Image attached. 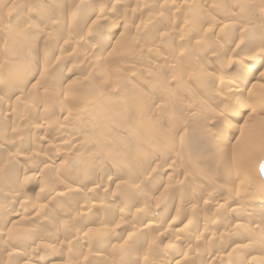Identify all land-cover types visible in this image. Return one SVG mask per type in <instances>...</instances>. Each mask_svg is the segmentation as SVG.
Instances as JSON below:
<instances>
[{
    "label": "bare ground",
    "instance_id": "6f19581e",
    "mask_svg": "<svg viewBox=\"0 0 264 264\" xmlns=\"http://www.w3.org/2000/svg\"><path fill=\"white\" fill-rule=\"evenodd\" d=\"M21 1L0 0V13L8 6L10 9L7 8L5 14L0 15V42H2L0 43V54H2V57H0V78L3 79L0 81V89L3 91V93H0L3 96H0V131L2 132H0V154L3 155L0 156V182L5 180L3 183H6L7 179L12 183L10 186L7 185L6 189H0V225H5L11 216H18L22 221V225L28 228L18 227L19 230L15 233L10 231L11 228H9L8 231L5 230L8 232L6 233L3 232V228L0 226V243L2 246L6 245L8 238H10L9 235L12 236V233V238L22 236L24 239L28 233L29 235H38L41 239L29 238L27 240V238L25 244L24 242L19 243V245L14 246L13 249H9L6 254L2 255L9 259H17L16 264H37L38 262L48 264L54 260L57 250H68L73 244L82 247L87 235L79 231L76 233L74 222L82 219L84 221L88 220L93 216L91 213L94 210L103 209L100 202L102 198L107 202L117 199L113 195L114 191L113 194L111 193V184H115V187L118 185L119 188L124 187L126 190L130 189L131 194L128 195H132L141 191V182L143 184L157 181L154 180L157 173L163 180V189L158 198L159 201L156 202L158 205L155 206L157 207L162 203L166 209L160 206L158 211L157 209L150 211L151 201L142 202L140 205L137 204L138 202L132 203L130 200L132 197H129L121 198L116 203V214L113 210L111 211L113 215L109 218L110 221L116 222V224L121 225L120 227L127 230L126 238L122 240L120 246H117L119 249L116 252H123L128 249L129 240L131 242L137 238L145 237L147 238L145 251L158 249L159 254H161L156 259L144 256L145 254L137 260L131 257L133 260L130 259L131 263L129 264H189L198 256L203 257V259L206 257L205 261L209 260L210 264H217L219 261L233 258L234 254L246 252L249 253L250 257L247 256L249 257L247 261L243 259L245 264L264 263V197L258 198L260 197L259 186H262L263 193L261 194H264V180L259 173V166L264 159V21L260 25L256 20L259 31L251 35V38L247 36L251 30L249 25L253 21L250 20L249 16L251 17V15L248 13L257 10V8L264 9V0H237V4L244 9L245 16H248L246 21L244 20L246 23H221L222 30L224 28L232 31L236 28L238 31L237 36L239 35L238 40L242 41L241 43L237 42L239 45L244 43V47L248 49L247 51L244 50V53L240 51L242 56L235 61V65L239 70V75H234L235 77L231 74L222 73L223 71L213 72L208 70L212 68V62L218 63L220 61V55L216 54L207 53L208 56L205 54L204 56L207 59L204 58L203 61L198 57L201 62L197 59V54L192 51L187 58L181 55L180 58L173 54L169 59H166L168 56L163 57L164 63L162 62V66L157 63L161 58L159 54L161 50L158 48L162 46L164 40L174 39L179 42V45L187 42H184V38H181V36H184L183 33L180 35L181 32L187 29L186 22H182V24L171 22V31L165 32L163 30V33L161 30L162 33L160 32L161 34L150 41L148 50L146 45L144 50V46H134L136 42L134 45H132V42L134 39L137 41L141 33L143 35V31L149 26L151 19L149 21L148 19L137 21V24H130V20L127 18L129 23L127 20L126 22L122 21L123 16H121V20L118 19L115 12L125 11V9L129 11L125 7L127 5L124 0L110 1L109 8H106L104 4L102 5L99 0H94L95 4L93 6L85 4V0H63L68 3V5H65L71 6L73 11L68 14H65V12H63L64 14L55 13L51 19L56 20V23L51 22L52 20L49 17L47 21L41 24L36 14L31 12L28 14L32 16L30 20L23 18L20 24L14 22L8 24L11 9L16 8L15 10L19 11L17 7H22L21 4L23 3ZM29 1L34 8H40L41 4H45L44 11L46 12V8L52 10V13L59 10L57 8L58 0ZM129 1L137 2V0ZM159 1L163 2V4H160L170 11L185 12L186 17L190 19L196 16L195 19H191L194 21L190 23L191 27H196L193 30L191 29V33L192 31L197 32L199 38L196 37L192 45L202 49L204 46L206 47L205 44L209 42L205 43L207 41L205 38L209 37L207 35L211 33V30L209 32L207 28H203L202 25L204 24L199 25L200 17H203L204 13L207 15L208 11L212 9L217 10V7L219 9L222 2L217 1L219 7L218 3L212 0L210 4L205 6H200L201 4H197L195 0ZM90 3L93 4V2ZM84 4L86 8H84ZM138 4L137 7L132 8L133 14L131 15L142 16L145 8L153 7L150 4ZM66 6L64 7L66 8ZM76 14L87 18V21L84 19L89 22V25L85 26L87 27L86 30L84 26L82 27L83 32L80 33L77 39L67 37L70 33L68 32L69 28L66 27L73 23L76 18L78 19ZM258 14H260L259 17H264L263 10H260ZM84 19L82 25L87 24ZM155 21H157V18H155ZM227 21L229 22L226 19L224 23ZM103 25L109 26L106 33L107 37L113 36L116 30L122 31L123 29L129 31L133 37L129 35V37H122L123 34L120 33L121 40L113 43L108 52L109 47L104 48L102 38ZM79 26L81 25L79 24ZM188 27L190 28V25ZM58 28L62 31V34L66 35L63 40L55 35L60 33ZM217 29L216 26V31ZM188 33L184 34L188 35ZM88 34L92 35L91 43L88 42V39H90ZM82 37H85V42H82ZM130 38H132V41H129L132 46L128 47ZM59 39L61 40L59 41ZM238 43L229 42L224 47L225 49L222 48L223 52L221 54L227 52V59L233 57L234 54L238 55ZM3 44L7 45V50H1ZM53 47L57 49L58 55L56 57H51V53H48ZM76 47L78 49L75 52L62 53L63 50H67L66 48L74 50ZM81 47L85 50H82ZM186 47L188 46L186 45ZM141 51H144L145 55L140 54ZM146 51L149 52L147 55ZM139 55L145 57L139 59L137 58ZM208 57L212 62L208 61ZM227 59L219 62V64H223V69L227 68L225 66ZM61 62H71L69 67L71 70L68 72L71 73L70 76H76L73 80L69 81L67 79L68 82L62 84L58 77ZM164 70L165 72L169 71L170 75L166 76ZM152 73L155 76L158 73L159 80L153 81L154 83L151 84L153 88L148 93H142L143 91L139 90L138 85L140 84L136 80L133 83L131 82V78H135L139 82L141 80L142 86L144 84V86H147L148 81L142 79L144 76L152 75ZM12 79H14V83L10 88L4 90L6 82ZM168 83L172 87L170 84L167 85ZM1 84L4 85L3 88ZM154 91L156 95L152 94ZM116 92L117 95H115ZM122 93L124 95L123 99L117 100L116 96H120ZM109 96L110 102L106 112H104L106 116L103 117V120L111 122L112 119H115L117 123L120 122L121 127L123 126L126 129L128 127L125 124L130 123L132 125L129 128L130 131L135 130V132L139 127L137 129L133 128L140 125L144 129L142 131H145L146 134H155L152 139H150L152 136L148 134L150 140L145 139L146 134L142 135L145 142L148 140L146 142L148 149L152 147L155 151V149H158L155 148L156 146L162 147L160 150L163 151L160 157H163L164 164L159 163L158 160L155 161L156 159L155 162L151 161V166L150 163L140 164L141 159H144L142 157L145 156V153L137 150L140 146H137V149L136 146L134 149H130L131 142L128 144L127 141H115L116 139L107 138V134H102V132L98 134H96L97 131L94 132L96 135L91 134V139L90 137L79 138L78 133L80 134L81 127L84 130L94 128L92 119L80 120L84 109L88 107H85V105L96 99L101 102L100 100H105ZM34 98H37L36 104L40 105L42 111L38 112V106L32 104ZM57 108L59 109L54 115L52 113L53 109L57 110ZM28 110L35 111L32 119L28 117V113H30ZM54 116L66 123L61 121V124L58 121L55 124L56 122L53 121ZM230 119H236V123L239 125H233L234 123L230 122ZM82 120L84 122L80 125L79 121ZM115 120L113 124H115ZM8 121L10 125L15 126V131L10 130L9 133L6 131L9 126ZM78 124L80 128L77 130L75 128ZM96 125L94 124V126ZM100 126L103 128V125ZM105 126L106 124H104ZM52 127L54 130L50 133L49 129L52 130ZM106 128L104 129L106 130ZM116 129L118 130V128L113 130ZM24 132L32 134L30 140L32 145L24 147L23 155H20L17 151L7 154L10 147L12 150V147L24 146L28 142L26 141L28 139L25 140V137H23ZM120 132L117 134L120 137L119 140L123 138ZM112 136L113 133H110V137ZM132 137L136 138L137 136ZM139 138L137 137L135 141H139ZM130 139L129 141L134 140ZM13 140L19 142H13ZM141 141L143 142V139ZM141 141L140 143H142ZM136 143L140 144L139 142ZM110 146L114 147L111 148ZM82 148L87 149L83 150ZM138 152L139 154H136ZM140 153H143L144 156ZM68 158L71 159L72 164L66 163ZM100 159L106 163H104L105 169L110 166L107 163L114 162L112 164L117 163L120 166L121 174L125 172L124 174L128 176L130 172L135 174L133 175L134 178H131L132 175H129L130 177L126 180L123 178L124 183L121 180L122 177L111 175L113 173L110 171L116 172L114 169L107 173L104 169L95 175L97 171H93L95 170L93 166ZM21 163L22 169L30 172L24 179L28 182L29 192L36 197H44L46 199L45 203L42 204L31 199V197L22 196L18 193L20 192V185H15L10 178L13 175L12 170L14 167L17 166L18 168V165L20 167ZM98 163L96 165H101V163ZM96 165L94 167H97ZM79 166H82L80 175L74 171H69L71 169L75 170ZM91 167L92 172L85 173ZM134 169H138V172ZM142 170H146V172ZM46 180H49V182L55 181V184L53 182V185L48 184L49 182L47 183ZM15 186L18 188H15ZM73 196H76L78 200L82 198L86 200H83L85 201H82L83 205L81 202L80 207L76 210L67 208L64 203ZM91 197L93 199H90ZM250 197L255 201L250 200ZM94 198H96V202H90ZM129 203L131 204L130 208H138L133 212L134 219L136 216L144 214L147 217L145 223H138V225L135 224L137 226L132 227L134 224L130 226L129 221L119 216L120 213H124L125 205ZM254 203L257 204L256 207H254ZM243 208L246 213L240 215L239 211ZM240 212L242 213V211ZM60 215L70 216L72 222L63 221L64 217L61 219ZM260 217H263V219ZM32 219L37 220V225L30 224ZM56 219L59 220L54 222V224L58 223L55 224V231L60 230V233H55L53 237L47 233V228ZM61 220L62 222H60ZM64 231L69 232V235L73 234V236L65 238L63 236ZM115 233V227H101L98 230V235L102 236L111 235L113 237ZM14 234L16 235L14 236ZM112 239L110 238V240ZM1 244L0 247L2 248ZM181 246L183 249L178 250ZM3 249H5L4 246ZM38 251L43 252H39L42 254L36 256ZM224 252L227 255H224ZM169 253L172 254V259L164 255ZM258 254H261V256H258ZM2 255L0 253L1 257ZM119 257H121V253ZM4 259L5 257L2 260ZM77 259L81 264L97 260H101L103 264H115V261L98 253L86 256H78L77 253ZM234 260L238 262L239 259ZM228 261L230 263V260Z\"/></svg>",
    "mask_w": 264,
    "mask_h": 264
},
{
    "label": "rangeland",
    "instance_id": "374dc122",
    "mask_svg": "<svg viewBox=\"0 0 264 264\" xmlns=\"http://www.w3.org/2000/svg\"><path fill=\"white\" fill-rule=\"evenodd\" d=\"M23 1V2H22ZM21 1V3H23V4H21V6L22 7H17L18 8V10L19 11H17V10H15L16 8H13V9H11V13L9 14L10 15V19L8 20V24L9 23H22V20H23V18H26L27 20H30L31 19V17L32 16H29L28 14L29 13H31V12H34V14H36V16H37V18L41 21H39L41 24H43L45 21H47L48 19L47 18H49L50 17V20H52L51 18H52V16H54V14L56 13H58V14H61V13H63V12H65V14H68V13H70L71 11H73L72 10V8H71V6H66V5H68V3H65L63 0H58V7L57 8H59V12L58 11H56V12H51L52 10H48L47 8H46V10H47V12L46 11H44L45 9H44V5L43 4H41V7H42V9H41V7L40 8H34L33 6H32V4H31V2L29 1V0H22ZM24 1H27L26 3L24 2ZM100 1V3H102V5L104 4V6L106 7V8H109L110 6V1H112V0H99ZM104 1V2H103ZM125 1V4L127 5V6H125V7H127V9H129V11L128 10H126L125 9V11H119L118 13L117 12H115V15L118 17V19L120 18V20H121V16H123L122 18V21H125L126 22V20L128 19V20H130V24H137L138 22L137 21H141V20H144V19H148V21H149V19H151V21L149 22V26H147V28H146V30L145 31H143V35H142V33L140 34V36L137 38V41H135L136 39H134V41L132 42V45H134V43H135V45L134 46H136V45H138V47L139 46H144V50L146 49V47H145V45L147 46V50H148V46L150 45L149 43H151L150 41H152L153 39H154V37H156V36H158L159 34H161L162 32H163V30L165 31V32H169V31H171L170 29H171V22H177V23H181L182 24V22L184 23V22H186L187 23V29H186V31L184 30L183 32H181L180 33V35L183 33V35L184 36H181V38H184V42L185 41H187L185 44L188 46V47H186V45L185 44H182V45H179L178 43V41L176 42L174 39H168V40H164L162 43V46L161 47H159L158 49L159 50H161L160 52H159V54H160V56H161V58L157 61V63H159L161 66L163 65V63H164V58H166L167 56V58L166 59H169L171 56H173V54L175 55V56H177V57H180V55L182 56V57H185V58H187V56L189 55V53H191L192 51H194L196 54H197V59H199V58H201V60L203 61V60H205V59H207L206 58V56H208V54L210 53V54H216V55H220V57H221V59H220V61L219 62H222V60H225L226 61V54H227V52H224V53H226V54H221L223 51H222V48H224L229 42H232V43H234V44H237L238 42L237 41H239L238 40V36H237V33H238V31H237V29L235 28L234 30H227V29H224L223 28V30L221 29V23L222 24H229V23H241V22H244V23H246L245 21H246V18L248 17V16H245V14H244V9L243 8H241L238 4H237V0H231V2H230V0H229V2H227L228 0H212L213 2H222L221 3V7H220V5H219V3H218V5H219V7L221 8H219L218 9V7H217V10L216 9H212L211 11H208V14L207 15H205L206 13H204L203 14V17H200L201 19V21H200V24L199 25H201V24H204V25H202L203 26V28H207L208 30H209V32H210V30H211V33H208V35L207 36H209V37H211V38H205V40H207L205 43H207V42H209V43H207V44H205L206 45V47L204 46L203 47V49L202 48H200V47H194L192 44L194 43V41L196 40V37H197V39L199 38L198 37V34H196L197 32H193L192 31V33H191V29L193 30V29H195L196 27H191V24L190 23H193L194 21L193 20H191V19H195L196 18V16L194 17V18H189V17H186V15L184 14L185 12H177V11H170V10H168L167 8H165L163 5H161L160 3H162L163 4V2H160L159 0H137V2H130L129 0H124ZM143 1V2H142ZM195 1H197V4L199 3V5L200 6H205V5H207V4H210L211 3V0H195ZM209 1V2H208ZM226 1V2H225ZM239 1V0H238ZM85 4H87V5H89V4H91L92 6L95 4V1L94 0H85ZM90 2H93V4L92 3H90ZM159 2V3H158ZM134 3V4H133ZM136 3V4H135ZM138 3H142V4H150L151 6H153V7H150V8H145L144 9V11L142 12V16L140 15H131V14H133V10H132V8L134 9L135 7H137L139 4ZM224 3H225V5H224ZM66 4V5H65ZM84 4V8H86V5ZM215 4V3H214ZM223 4V5H222ZM28 8H27V7ZM60 6V7H59ZM64 6H66V8L64 7ZM129 6V7H128ZM9 7V6H8ZM7 7V8H8ZM30 7H33V8H30ZM64 7V8H63ZM95 7V6H94ZM162 7V8H161ZM224 7H226L227 9H225ZM6 8V9H7ZM19 8H21V9H19ZM261 8V7H260ZM6 9H4L3 10V15L5 14L4 12H5V10ZM9 9V8H8ZM27 9V10H26ZM36 9H38L37 11H36ZM235 9V10H234ZM242 9V10H241ZM10 10V9H9ZM26 10V11H25ZM85 10V9H84ZM84 10H82V11H84ZM120 10V9H119ZM131 10V11H130ZM146 10H147V12H146ZM227 12H226V11ZM260 10H263L264 11V9L262 8V9H259V8H257V10H255V11H253V12H251V13H248V14H250L251 15V17L249 16V18H251L250 20H253L252 21V23L249 25V26H251V30L249 31V33H248V38H251V35H254V33L255 32H258L259 30V26L256 24V22L258 21V24L260 23V25L261 24H263V21H264V17L262 18L261 16L259 17V15L260 14H258L259 13V11ZM27 11H29L28 13H27ZM49 11V12H48ZM82 11H80L81 13H82ZM40 12V13H39ZM44 12V13H43ZM79 12V13H80ZM164 12V13H163ZM226 12V13H225ZM231 12V13H230ZM258 12V13H257ZM2 13H0V15H2ZM41 13H43V14H41ZM48 13V14H47ZM117 13V14H116ZM182 13V14H181ZM246 13V14H247ZM38 14V15H37ZM64 14V13H63ZM177 14V15H176ZM258 14V15H257ZM48 16V17H47ZM76 16H78V19L76 18L74 21H73V23H71L69 26H66V27H68L69 28V33L70 34H68L67 35V37H70V38H78V36L80 35V33L81 32H83V29H82V27L84 26V29L86 30V28L87 27H85V26H88L89 25V22H86L87 21V18H85V17H83V16H80L79 14H76ZM148 16H150V17H148ZM227 16V17H226ZM230 19H229V18ZM258 17H259V19H258ZM44 18V19H43ZM80 18V19H79ZM86 19V21H85V19ZM127 18V19H126ZM155 18H157V21H155ZM170 18V19H169ZM25 19V20H26ZM83 19H84V21L87 23H85L86 25H82L83 24ZM159 19V20H158ZM229 20V22L227 21V22H225L224 23V21L225 20ZM26 20V21H27ZM80 20V21H79ZM127 20V21H128ZM224 20V21H223ZM232 20V21H231ZM242 20V21H241ZM245 20V21H244ZM248 20V19H247ZM257 20V21H256ZM54 20H52L51 22H53ZM76 21V22H75ZM154 21H155V23H154ZM160 21V22H159ZM179 21V22H178ZM152 22V24H150ZM159 22V23H158ZM40 23H38L39 25H41ZM54 23H56V20L54 21ZM128 23H129V21H128ZM79 24L81 25V26H79ZM190 25V28L188 27ZM214 25V26H213ZM218 27V29H217V31H216V26ZM104 26H106V25H103V27H102V29H103V35H102V38H103V41H104V48H108V52H109V49H110V46L111 45H113V43H115L116 41H118V40H121V38H120V33L121 34H123L122 35V37H125V36H127V37H129V36H132L131 35V33H129V31H127V30H125V29H123L122 31H120V30H116V33L113 35V36H108L107 37V32H108V30H109V26H106V27H104ZM244 26L245 27H247V25H245L244 24ZM214 27V28H213ZM106 28V29H105ZM163 28V29H162ZM213 28V29H212ZM258 28V29H257ZM59 29V28H58ZM148 29H149V32H148ZM153 29V30H152ZM215 29V30H214ZM60 30V29H59ZM80 30H82V31H80ZM161 30H162V32H161ZM213 30V31H212ZM58 31V30H57ZM79 31V32H78ZM156 31V32H155ZM60 33H56L55 35L56 36H58V38L60 37V38H62V40L66 37V35L65 34H62V31L60 30L59 31ZM114 32V31H113ZM159 32V33H158ZM161 32V33H160ZM188 33V35L187 34H184V33ZM153 33H154V36H153ZM156 33V34H155ZM158 33V34H157ZM164 33V32H163ZM209 34H212L211 36L209 35ZM89 35V34H88ZM129 35V36H128ZM214 35V36H213ZM65 36V37H64ZM144 36H146V37H144ZM152 36V37H151ZM246 36V37H247ZM89 37H90V39H88V42H92V35H89ZM133 37V36H132ZM255 37V36H254ZM253 37V38H254ZM106 38V39H105ZM152 38V39H151ZM252 38V39H253ZM82 39V42L85 40V37H82L81 38ZM110 39V40H109ZM131 39V40H130ZM129 40H128V42L129 41H132V38H130ZM145 39V40H144ZM150 39V40H149ZM61 39H59V41H60ZM143 40V42H141ZM200 40V39H199ZM215 40V41H214ZM41 41V40H40ZM193 41V42H192ZM243 41H244V38H243ZM85 42V41H84ZM108 42V43H107ZM242 41H239V43H241ZM0 43H2V42H0ZM16 43H18V42H16ZM130 44H128V47L129 46H132L131 45V42H129ZM141 43H143L142 45H140ZM226 43V44H225ZM239 43H238V45H239ZM168 44V45H167ZM177 45V46H176ZM185 45V46H184ZM208 45V46H207ZM222 45H223V47H222ZM242 45V46H241ZM4 46V47H3ZM106 46V47H105ZM195 49H193L192 47ZM3 47V48H2ZM2 47H1V50H3L4 51V49H6L7 50V45H2ZM85 48H86V46H84ZM164 47V48H163ZM82 48V50L84 49L83 47H81ZM166 48V49H165ZM221 48V49H220ZM238 48H239V54L237 55V54H234V56L233 57H229L228 59H227V62H226V64H225V66H227V68L226 69H223V67H222V65L223 64H219V62L218 63H216V62H212L211 60H210V57H208V61L209 62H212V68H209L208 70H212L213 72H218V71H220V72H222V73H227V74H231V76L233 75H239L238 73H239V70L237 69V66L235 65V61L236 60H238L239 58H241L240 56H242L241 54H240V51H241V53H244V50L245 51H247L248 49L246 48V47H244V43L243 44H240L239 46H238ZM47 49H48V47H47ZM55 47H53V49L51 48L50 50H52V51H50L49 50V54L51 55V57H56L57 55H58V53H57V49H55ZM67 50H63L62 51V53L64 52V54L65 53H69L70 51H73V52H75V51H77V47L74 49V50H70V49H68V48H66ZM181 49V50H180ZM210 49V50H209ZM225 49V48H224ZM85 50V49H84ZM169 50H170V52H169ZM221 50V51H220ZM168 51V52H167ZM183 51V52H182ZM214 51V52H213ZM2 52V51H1ZM216 52V53H215ZM71 53V52H70ZM149 52H147L146 51V55L148 54ZM172 53V54H171ZM179 53V54H178ZM208 53V54H207ZM140 54H142V55H145V53H144V51H141V53ZM171 54V55H170ZM206 54V56H204ZM2 54H0V57H2L1 56ZM179 55V56H178ZM39 56V55H38ZM159 56V57H160ZM204 56V57H203ZM144 58L145 56H141V55H139L137 58ZM164 57V58H163ZM199 57V58H198ZM163 58V59H162ZM181 58V57H180ZM184 58V59H185ZM205 58V59H204ZM162 59V60H161ZM200 59H199V61H201ZM201 61V62H202ZM229 61V62H228ZM163 62V63H162ZM201 62H198V63H201ZM63 64V65H62ZM70 64H71V62H61V68H59L60 69V71H59V74H58V77H59V80H60V82H61V84L62 83H67L68 82V80L69 81H71V80H73L75 77H74V75H73V77L72 76H70L71 75V73L70 72H68V71H70L71 69L69 68L70 67ZM230 64V65H229ZM217 66V67H216ZM223 69V70H222ZM62 70V71H61ZM163 72H165V70L163 71ZM162 71H161V73H163ZM63 73V75H61ZM158 74V73H157ZM157 74H156V76L152 73V75H153V77H152V75H150L151 76V78H150V76L149 75H147V76H144V78L142 79L143 81H144V79H146V81H148L147 83V86H142V84L143 83H140L141 82V80H140V82H139V80H137V79H135V78H131V82L133 83V82H135V80L140 84V85H138V88H139V90L141 91H143L142 93H148V91L150 90H152V85L151 84H153L154 82H156L157 80H159L158 78L159 77H157ZM165 74H166V76H169L170 75V72L169 71H166L165 72ZM131 75V74H130ZM67 76V77H66ZM234 76V77H235ZM152 78H154V79H152ZM157 78V79H156ZM164 78V77H163ZM68 79V80H67ZM133 79V80H132ZM3 79L2 78H0V81H2ZM62 80V81H61ZM156 80V81H155ZM14 81V79H12L11 81H7L6 82V84H5V88H4V90H7L8 88H10L11 87V85L14 83L13 82ZM65 81V82H64ZM67 81V82H66ZM154 81V82H153ZM10 82H12V83H10ZM151 82V83H150ZM149 83H150V86H149ZM170 83H168L167 85H169ZM171 85V84H170ZM3 84H1V87L3 88ZM154 86V85H153ZM171 87H172V85H171ZM149 91V92H150ZM0 93H3V91L0 89ZM152 94H155L156 95V92L154 91ZM115 95H117V92H116V94ZM0 96H2V95H0ZM124 95H123V93H122V95H120V96H116V99L117 100H119V99H121L122 97H123ZM3 97V96H2ZM103 97V96H102ZM110 96L108 97V98H105V100L107 101V103H106V101L105 100H100L101 102H98L99 100H94V101H91L90 102V104L88 103V104H86L85 105V107H87L86 109H84V112H83V116H82V118H80V120L81 119H83L84 121L85 120H88V119H92V121H93V123L96 125V126H94V124H93V127L95 128H93L92 130H84L82 127H81V129H80V134H82V135H80L79 133H78V135L80 136L79 138H89L90 137V139L92 138V136H91V134L93 135V136H95L96 134H98V133H101L102 132V134H107V138H111V139H113V140H115V141H127L128 142V144L131 142V145H129L130 146V149H134V147L136 146V149H137V146L139 147V149H137L138 151L139 150H141L143 153H145V156L143 155V153H140V154H142L144 157H142V158H144V159H141L143 162H145V163H143L142 161H141V163L140 164H149L150 163V166H151V164H152V162H155V161H159V163H161V164H164V162H163V157H160L161 155H162V151L160 150L161 148H159V146H156L155 148H158V149H155V151L152 149V147H151V149H148L149 147H148V145H147V141L148 140H146V142H145V139H149V136L151 135L152 137H150V139H152V138H154L155 137V134H153V133H148V134H150V135H148V134H146L145 133V131H142V129L143 128H141L142 126H140V125H138V126H136V128H133V129H137V127H139L138 128V130H136V132H135V130H133L132 128V130L133 131H130V127L132 126L130 123H127V124H125L126 125V127H128L127 129L125 128V127H121L120 126V122L119 123H117V121L115 120V119H112L113 121H111V122H108V121H104L103 120V117L104 116H106V114L104 113V112H106V109L108 108V104H109V102H110ZM161 98V97H160ZM33 99V98H32ZM101 99V98H100ZM123 99V98H122ZM97 101V102H96ZM104 101V102H103ZM37 98H34V101H32V104L33 105H35V106H38L37 104ZM102 103V104H101ZM93 104V105H92ZM90 105H92V106H90ZM18 108V107H17ZM58 109L59 108H57V110L56 109H53L54 111L52 112V113H54V115H56L55 113H56V111H58ZM88 109V110H87ZM90 109V110H89ZM38 112H40V111H42V108H40V105L38 106ZM104 110V111H103ZM30 113H28V117L29 118H33V116L35 115V113H33V112H35V111H33V110H28ZM86 111V112H85ZM91 112V113H90ZM97 112V113H96ZM99 112V113H98ZM94 113H96V114H94ZM30 114V115H29ZM92 114V115H91ZM85 115V116H84ZM54 120L53 121H55L56 123L55 124H57V122L58 121H60V122H58V123H61L62 124V120L60 119V118H56L55 116H54V118H53ZM34 120V119H33ZM79 121V123H80V125L82 124V122H84V121ZM114 120L116 121L115 122V124H113L114 123ZM62 121V122H61ZM230 122H233L234 124L233 125H235V126H237V125H239L238 123H236L237 121H236V119H233V120H229ZM96 122V123H95ZM105 122H107V123H105ZM8 128L6 129V131L9 133V132H11L10 130H12V131H15V126H13V124H11L10 125V122L8 121ZM63 123H66V122H63ZM109 123V124H108ZM104 124H106V126L105 127H107L106 128V130L104 129L105 127H104ZM100 125H103V128H102V126H100ZM124 125V126H125ZM79 126V124L76 126V128L75 129H79L80 128V126ZM100 126V127H99ZM109 126V127H108ZM53 128V127H52ZM102 128V129H101ZM114 128H118V130L116 131V130H113ZM9 129V130H8ZM104 129V130H103ZM108 129V130H107ZM124 129V130H123ZM129 129V130H128ZM54 130V128L51 130V128L49 129V132L51 133L52 131ZM82 130H84V131H82ZM144 130V129H143ZM76 131V130H75ZM96 131H97V133H96ZM114 131V132H113ZM119 131H121L120 133V135H121V137H123L122 139H120L119 140V136L117 135L118 133H119ZM1 132V131H0ZM84 132V133H83ZM96 134H95V133ZM106 132V133H105ZM113 133V136L112 137H110V133ZM116 132V133H115ZM2 133V132H1ZM138 133H141V134H138ZM49 134V133H48ZM122 134H123V136H122ZM139 136H138V135ZM144 134H146L144 137H145V139L143 138V135ZM24 136L23 137H25V140L26 139H28V140H26V141H28L27 143H25L24 144V146L23 145H17V146H15L14 148L12 147V150H11V147H10V151L8 150L7 151V154L9 153H12V152H15V151H17V152H19V154L20 155H23L24 153H23V150H24V147L26 146H30V145H32V142H30V140H31V135L32 134H29L28 132H24V134H23ZM104 135V136H105ZM137 136L138 138H139V141H135L136 139H137V137L136 138H134V137H132L131 138V136ZM142 135V136H141ZM118 136V137H117ZM125 136V137H124ZM105 137V138H106ZM114 137V138H113ZM134 139L133 141H129V139ZM130 139V140H131ZM143 139V142L141 141ZM149 139V140H150ZM140 141L145 145H143L142 146V143H140ZM13 142H19L18 140L16 141H14L13 140ZM136 142H139L140 144H138V143H136ZM146 144H145V143ZM135 143V144H134ZM149 143V142H148ZM161 143V142H160ZM89 144V143H88ZM137 144V145H136ZM152 146V145H151ZM111 148L112 147H114V146H110ZM148 147V148H147ZM17 148H18V150H17ZM90 148V147H89ZM83 150H85V149H87V148H82ZM101 149V148H100ZM113 149H115V148H113ZM82 150V151H83ZM160 150V151H159ZM117 151V150H116ZM129 151V150H128ZM154 151V152H153ZM103 152V151H102ZM160 154V155H157L158 153ZM78 154H79V152H77ZM77 153H75V154H77ZM104 153V152H103ZM157 153V154H156ZM136 154H139V152L138 153H136ZM147 154V155H146ZM153 154V155H152ZM154 154H156V155H154ZM119 154H118V151H117V156H118ZM0 156H1V154H0ZM3 156V155H2ZM1 156V157H2ZM50 156H52V154H50ZM156 156V157H155ZM1 157H0V161H1ZM71 157V156H70ZM69 157V158H70ZM147 157V158H146ZM159 157V158H158ZM67 159L65 162L66 163H68V164H72V162L70 161L71 159ZM152 158V159H151ZM148 159V160H147ZM156 159V160H155ZM155 160V161H154ZM161 160H162V162H161ZM69 161V162H68ZM150 161V162H149ZM152 161V162H151ZM33 162V161H32ZM34 162H35V160H34ZM101 163V165H96L97 163ZM97 163L95 162L94 163V166L96 165L97 167H94L93 166V168H95V170H93V171H97L96 173H95V175H97V173H99L100 171H102V170H104L105 168H104V163L105 162H103L101 159L98 161ZM103 162V163H102ZM98 163V164H99ZM112 163H114V162H109V163H107L108 165H110L109 167H108V169L106 168L105 170H106V173L107 172H109L111 169H114V171H116V172H113V171H110V172H112L113 174H111L112 176H114V177H122L121 178V180H123V182L125 183V181H124V179L126 180L127 178H129L131 175V178H134L133 177V175H135V174H133V173H130L129 172V174H128V176H126V174H124L125 172H122L123 174H121V170L119 169V165L117 164V163H115V164H112ZM106 164V163H105ZM112 164V165H111ZM21 166L19 167V165H18V168H17V166H16V168L14 167V169L12 170L13 171V175H11V178L10 179H12V182L15 184V185H20L19 187H20V192H18L20 195L22 194V196H26V197H31V199H33V200H37L38 202H40V203H45V198L44 197H41V196H34L32 193H30L29 192V185H28V182H26V181H24V179H25V176H28L29 174H30V172H26L25 170H23L22 169V163L20 164ZM114 165V166H113ZM118 168H117V167ZM142 166V165H141ZM117 169H116V168ZM136 167V166H135ZM138 167V166H137ZM19 168H20V170H19ZM142 168H143V166H142ZM145 168V167H144ZM152 168V167H151ZM18 169V170H17ZM69 169H71V168H69ZM76 170V171H75ZM75 170H73V169H71V170H69V171H74V172H76L77 174H81L82 173V166H79V167H76L75 168ZM92 170V167L91 168H88V170H86L85 171V173H89L88 171H90V172H92L91 171ZM99 170V171H98ZM135 170V169H134ZM138 169H136L135 171H137ZM78 171V172H77ZM118 171H120L119 173H118ZM143 172H146V170H142ZM19 172V173H18ZM138 172V171H137ZM109 174V173H108ZM40 175L42 176V174H41V172H40ZM130 175V176H129ZM158 175V176H157ZM111 176V177H112ZM155 176H156V178L154 179V180H157V181H154V183H149V182H147V183H143L142 184V182H141V191H138V193H134V194H132V195H128L129 193H130V189L128 190H126V188H124V187H115L113 184H111V186H112V188L110 187V189L112 190H110L111 191V193L114 195V196H116V200H110V201H106L104 198H102V200H100V202L102 203V206H103V209H101V210H99V211H97V210H94V212H92L91 213V215H93V216H91L90 217V219H88V220H78V221H76V222H74V224H75V227H74V231L77 233L78 231L79 232H83V233H85L86 235H87V239H86V241H85V243H84V245L81 247V246H78V245H76V244H73L68 250H57V253L55 252V256H54V260L53 261H51L50 263L51 264H55V263H57V264H81V263H79V261H78V259H77V253H78V256H86V255H91L92 253L94 254H102L103 256H106L107 258H110L111 260H113V261H115V264H129V263H131L130 262V259H131V257L133 258V259H135L136 258V260L137 259H140L139 257L141 256V255H144V256H148V257H151V259H156V258H158L161 254H159V252H158V249H151L149 252H146L145 250H146V246H147V238H145V237H143V238H137L136 240H132L131 242H130V240H129V242H128V246H127V248L128 249H126L125 251H123V252H119V251H117L116 252V250H118L119 249V247H117L118 245L120 246V244H121V242H122V240L123 239H125L126 238V233H127V230H125V228H123V227H120L121 225H118V224H116V222L114 223V222H112V221H110V217L113 215V214H111V213H115L116 214V203L117 202H119L120 201V199L121 198H129V197H132V198H130V200L132 201V203H137V204H140L141 205V203L142 202H146V201H151L152 202V206H151V209H150V211L152 210H156L157 209V211H158V207H160L161 206V208H163V209H166L163 205H162V203H160L159 204V206H155L157 203V201H159L158 200V198H159V196H160V193H161V190L163 189L162 187H163V180H161V177H160V175L159 174H155ZM159 177H160V179H159ZM124 178V179H123ZM14 179V180H13ZM173 179V178H172ZM55 181L57 180L56 178L54 179ZM174 180V179H173ZM21 181H22V183H23V185H22V183H21ZM55 181H52L54 184H55ZM91 181H93V179H91ZM3 182H5V180H3V181H1L0 183V189L2 190V189H6L8 186H10V185H12V183L9 181V180H7L6 179V183H3ZM46 182L48 183L49 182V180L47 181L46 180ZM51 181L48 183V184H52L53 185V183H52ZM8 185V186H7ZM72 185V184H71ZM28 188H27V187ZM73 186V185H72ZM75 186V185H74ZM138 187V186H137ZM15 188H18L17 186H15ZM25 188V189H24ZM116 188V189H115ZM117 188H119V189H121V190H119V189H117ZM114 189V190H113ZM119 190V191H118ZM26 191V192H25ZM125 191V192H124ZM24 193V194H23ZM26 193V194H25ZM143 193H144V195H143ZM146 193V194H145ZM257 193H258V191H257ZM261 193H263L262 192V186H259V196L260 197H258V198H263L264 197V194H261ZM131 194V193H130ZM124 195H126V196H124ZM263 195V196H262ZM122 196V197H121ZM76 196H73V197H71V198H69L67 201H65L64 203H65V205H66V207L67 208H71V209H78L79 207H80V204H81V202L83 201V200H85V199H79L78 200V198L76 197ZM258 198H256V199H258ZM44 199V200H43ZM74 199V200H73ZM90 199H93L92 197L90 198ZM89 199V200H90ZM250 200H253V201H255V199H252L251 197H250ZM75 201V202H74ZM86 201V200H85ZM85 201H83V202H85ZM96 202V198H94V200H90V202ZM83 202H82V205H83ZM131 203V202H130ZM127 204V205H125L126 207H125V210L123 211L124 213H120V217L122 218V219H126V221H129L130 222V226H132L133 224V226L132 227H135V226H137L138 225V223H140V224H143V223H145L144 221H145V219H147V217H145L146 215H144V214H140L139 216H136L135 217V219H134V217H133V212H135L136 211V209H138V208H130L131 207V204ZM78 204V205H77ZM109 204V205H108ZM165 204H167V203H165ZM72 205V206H71ZM158 205V204H157ZM252 205H253V203H252ZM257 206V204H255L254 203V207H256ZM74 207V208H73ZM107 207V208H106ZM154 207H156L155 209H154ZM108 209V210H107ZM113 210V212H111ZM240 211H242V213L240 212ZM239 211V214L241 215V214H243V213H246V211L244 210V208L243 209H241ZM101 213V214H100ZM108 214V215H107ZM109 214H110V216H109ZM142 215V216H141ZM64 217V218H63ZM65 217H67V218H65ZM119 217V218H120ZM138 217V218H137ZM60 218L62 219L63 218V221L64 220H66V222H72L71 220H70V216H64V215H60ZM260 218H262L263 219V217H260ZM19 219V220H18ZM59 219H56V220H54L53 221V224L51 223L49 226H48V228H47V233L48 234H51L53 237H54V235H55V233H58L59 231H55V227H56V225L58 224V223H55L54 224V222H57ZM93 220V221H92ZM34 221V222H33ZM105 221V222H104ZM132 221V222H131ZM16 222H17V224H16ZM60 222H62V220L60 221ZM108 222V223H107ZM32 223V224H31ZM16 224V225H15ZM30 224L31 225H37V220H34V219H32L31 220V222H30ZM116 224V225H115ZM135 224H137V225H135ZM5 225H6V227H5ZM5 225H3V226H1V228H3L2 230H3V232L6 230V231H8L9 230V228H11V230L10 231H12L13 233H15V232H17L18 230H19V228H21V227H23V228H28L27 226H24V225H22V221H21V219L18 217V216H11L10 218H9V220H8V222L7 223H5ZM9 226V227H8ZM14 227V228H13ZM19 227V228H18ZM101 227H115V231H116V235L114 234V236L112 237L111 235H109V236H102V235H98V230L101 228ZM8 228V229H7ZM13 228V229H12ZM77 228H79L78 230H77ZM98 228V229H97ZM15 229H17V230H15ZM95 229H96V231H95ZM94 230V231H93ZM5 231V232H6ZM9 231V232H10ZM93 231V232H92ZM74 232V233H75ZM96 232V233H95ZM6 233H8V232H6ZM13 233H12V236H10L9 235V237L10 238H8V243H6V245L4 244L3 246H4V248L5 249H3V246H2V244H1V246H2V248L0 247V253H1V255L2 254H6L7 252H8V250L9 249H13L14 248V246H17V245H19V243L21 244V243H23L24 242V244L26 243V241L27 240H29V238H34V240L35 239H41L38 235H29L28 233L26 234V238L24 237V239L22 238V236H15L16 234H14V236L17 238H12L13 237ZM60 233V232H59ZM58 233V234H59ZM67 234V236H66V234ZM9 234H11V233H9ZM155 235V234H154ZM61 236V235H60ZM63 236H65V238H69V236H73V234H71V235H69V232H65L64 231V235ZM108 238V240H106V238ZM22 238V239H21ZM28 238V239H27ZM64 238V239H65ZM110 238L112 239V238H114V239H112V240H110ZM11 239V240H10ZM27 239V240H26ZM16 242H14V241ZM17 240V241H16ZM22 240V241H21ZM140 240V241H139ZM104 243H103V242ZM139 242V243H136V242ZM18 242V243H17ZM145 244H144V243ZM109 245H108V244ZM111 243V244H110ZM104 244V245H103ZM103 245V246H102ZM142 245V246H141ZM10 246V247H9ZM107 246V247H106ZM9 247V248H8ZM117 247V248H116ZM179 247V246H178ZM183 249V247L181 246V248L180 249H178V250H182ZM2 250H4V251H2ZM110 250V251H109ZM156 250V251H155ZM39 252H43V251H38V252H36V256H39L40 254H42V253H39ZM46 252V251H45ZM44 252V253H45ZM70 254H69V253ZM79 252H81V253H79ZM119 252V254L121 253V257H119V254H117ZM153 252V253H152ZM158 252V253H157ZM260 252V251H259ZM33 253H35V252H33ZM123 253V254H122ZM127 253V254H126ZM225 253V254H224ZM223 254L224 255H227V253L226 252H224ZM261 253V252H260ZM28 254V253H27ZM38 254V255H37ZM73 254V255H72ZM111 254H116L115 256L114 255H112L111 256ZM131 256H130V255ZM158 255V256H157ZM164 255H166L167 256V258H173V257H171L172 256V254H164ZM237 255V256H236ZM242 257H241V256ZM244 255V256H243ZM246 255V256H245ZM255 255V254H254ZM70 256V257H69ZM137 256V257H136ZM234 256H235V258H234ZM247 256H249V253L248 252H246V253H239V254H234L233 255V258H231V259H228V260H230V263H229V261L228 260H223V261H219V263L220 264H245V261H247L248 259H249V257H247ZM258 256H261V254H258ZM3 257H5V261L4 260H2L3 259ZM74 257H76V258H74ZM117 257H119V258H117ZM243 257H245V258H243ZM205 259H203V257L201 258V256H198V257H196L194 260H192L191 262H189V264H210V261L209 260H207V261H205L206 260V257H204ZM248 258V259H247ZM9 258H6V256L5 255H2V257L0 256V262H2V263H0V264H16L17 262V259H9ZM19 259H20V257H19ZM19 259H18V261H19ZM71 259V260H70ZM96 259V258H95ZM133 259H131V261L133 260ZM203 259V260H202ZM234 259H239L238 260V262L236 261V260H234ZM242 259V260H241ZM243 259H245V261L243 260ZM2 260V261H1ZM9 262H8V261ZM11 260V261H10ZM120 260H122L121 262H119ZM236 261V262H234V261ZM99 261V262H98ZM128 261V262H127ZM203 261V262H202ZM227 261H228V263H227ZM14 262V263H13ZM102 261L101 260H97V261H91V262H87L86 264H103V262L101 263ZM207 262V263H206ZM50 263H48V264H50ZM219 263H217V264H219ZM37 264H40L39 262L37 263ZM41 264H44V263H41ZM47 264V263H46ZM259 264H264V263H259Z\"/></svg>",
    "mask_w": 264,
    "mask_h": 264
},
{
    "label": "water",
    "instance_id": "95a60500",
    "mask_svg": "<svg viewBox=\"0 0 264 264\" xmlns=\"http://www.w3.org/2000/svg\"><path fill=\"white\" fill-rule=\"evenodd\" d=\"M259 173H260L261 178L264 180V159L262 160L259 166Z\"/></svg>",
    "mask_w": 264,
    "mask_h": 264
}]
</instances>
